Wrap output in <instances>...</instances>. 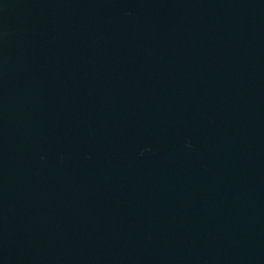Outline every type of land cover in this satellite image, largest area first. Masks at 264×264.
<instances>
[{
    "label": "water",
    "instance_id": "obj_1",
    "mask_svg": "<svg viewBox=\"0 0 264 264\" xmlns=\"http://www.w3.org/2000/svg\"><path fill=\"white\" fill-rule=\"evenodd\" d=\"M0 264H264V0H0Z\"/></svg>",
    "mask_w": 264,
    "mask_h": 264
}]
</instances>
